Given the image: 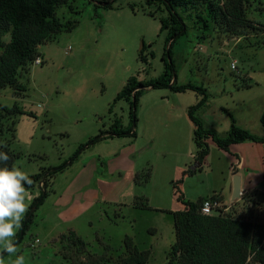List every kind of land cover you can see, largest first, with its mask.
Here are the masks:
<instances>
[{
    "label": "rangeland",
    "instance_id": "1",
    "mask_svg": "<svg viewBox=\"0 0 264 264\" xmlns=\"http://www.w3.org/2000/svg\"><path fill=\"white\" fill-rule=\"evenodd\" d=\"M102 1L69 0L73 12L67 6L60 8L58 17L63 23L77 20V26L39 47L43 64L34 63L21 73L19 81L26 88L22 96H15L12 88L0 92V117L4 115L1 106H18L23 112L7 117L3 125L16 122L11 150L20 158L15 167L29 176L63 164L80 144L108 130L114 119L128 126L130 103L122 100L114 104L117 95L132 77L139 82L159 78L164 73V57L170 62L167 32L161 31V19L168 15L164 7L149 5L146 0H116L112 9H106ZM245 6L255 30L233 34L226 32L221 22L212 23L206 30L197 19L203 13L198 7L186 14L188 36L172 48L177 84L207 89L209 101L199 117L207 128L223 136L231 129L230 115L238 126L264 136V0H245ZM3 40L9 42L10 36ZM200 98L193 91L144 92L137 109L134 140L136 152L142 153L141 172L150 168L151 180L147 185L123 189L120 203L127 207L118 209L102 203L77 222L78 235L87 242L89 254L80 257V263L103 257L102 264H120L126 256L124 238L131 236L141 250L151 251L150 264H169L176 234L168 211L182 210L172 185L183 178L186 169L195 167L193 126L187 110ZM4 140L9 142L10 136ZM209 143L210 153L202 170L187 175L180 189L185 200L192 202L223 193L229 208L234 179L231 157ZM95 145L83 154V164L97 159L100 152L105 154L106 149H96ZM70 175L59 174L53 187L56 182L58 187L64 185ZM93 187L98 188L93 183L88 189ZM26 192L22 221L41 193L39 187ZM52 195L36 211L17 252L3 258L4 264H12L17 256L24 257V264H73L64 259V253L73 256L62 240L70 230L58 222L59 211ZM137 198L147 199L150 209L134 208ZM249 198V205L238 202L229 212L248 222L264 223V188Z\"/></svg>",
    "mask_w": 264,
    "mask_h": 264
},
{
    "label": "trees",
    "instance_id": "2",
    "mask_svg": "<svg viewBox=\"0 0 264 264\" xmlns=\"http://www.w3.org/2000/svg\"><path fill=\"white\" fill-rule=\"evenodd\" d=\"M116 0H103L100 4L106 9H112ZM149 5L160 4L168 15L161 19V31L167 32L166 43H170L167 55L170 62L164 57V73L157 79L139 82L132 77L126 87L117 95L114 104L125 100L130 103V124L125 126L122 120H113L109 129L100 131V134L90 139L87 143L80 144L76 153L57 167L42 168L37 174L30 175L33 183L25 184L26 190L40 188V196L37 197L26 213V221L21 222L14 243L16 247L21 245L25 236L30 231L36 211L44 205L48 197L53 193V181L65 172L81 154L89 147L105 140L122 138H137L139 101L146 90L170 89L173 93L196 92L201 98L187 110V115L193 125V142L195 152L193 154L195 167L186 169L183 178L173 182V189L177 201L184 206V210L168 211L174 221L176 242L172 246L168 261L169 264H245L250 254L255 253L256 259L264 264V225L248 222L237 218L232 214L207 216L202 214L201 207L205 200L220 196V194L200 199L197 202L187 201L181 192L180 186L187 175H193L201 171L209 156V142L214 143L220 150L230 153L233 145L246 142L264 144V136L251 133L237 125L234 117L231 129L223 136L214 129H209L199 117L209 101L207 89L193 84L178 85L174 70L172 48L180 39L188 36L189 27L187 18L191 9L203 8V13L197 19L203 24V28L209 30L212 23H224L226 32L243 34L244 30H255V23L246 16L245 0H146ZM68 7L70 12L74 8L69 5V0H0V92L6 88H12L15 96H22L26 88L19 79L23 71H27L38 58H41L39 47L52 41L63 31L71 32L78 24L77 20L67 23L58 17V10ZM264 27V25H261ZM9 35V42L3 38ZM145 47L141 51L143 59ZM43 64V63H42ZM114 104L108 111L113 113ZM4 115L0 117V151L9 156L7 166L11 169L20 158V154L11 150V143L15 139V125L4 127L3 122L7 117L23 114L18 106L12 108L1 106ZM264 128V112L261 117ZM10 136V141L5 142L4 137ZM3 166V165H0ZM237 174V172H234ZM152 177L149 168L144 173H137L135 183L147 185ZM139 201H141L139 203ZM134 208L149 210L148 200L137 198ZM35 208L33 214L30 211ZM30 215V216H29ZM62 240L67 243L66 251L71 250L73 256L64 253V259L73 264H102L103 257L96 260L88 259L86 263H80V257L89 256L88 244L75 231L70 230L62 235ZM125 257L120 264H150L151 251L141 250L131 236L124 238ZM3 258L9 254L2 252Z\"/></svg>",
    "mask_w": 264,
    "mask_h": 264
},
{
    "label": "crops",
    "instance_id": "3",
    "mask_svg": "<svg viewBox=\"0 0 264 264\" xmlns=\"http://www.w3.org/2000/svg\"><path fill=\"white\" fill-rule=\"evenodd\" d=\"M100 147L106 149L105 154L100 152L97 159L83 164L84 152L63 172L71 173L65 184L58 187L56 182L52 187L51 198L59 211L58 222L77 234V222L100 204H111L118 209L127 207L125 203H120L122 191L135 186L136 174L144 169V165L139 164L142 153L136 152V141L133 138L101 141L95 145L96 149ZM226 154L231 157L233 177H241L242 190L255 191L264 188V144H236L231 147L230 153ZM109 178L113 180L110 181ZM93 183L97 184L98 188L88 189ZM261 183L263 188H259ZM220 195L226 204L224 194ZM233 201L232 191L230 202ZM181 209L184 210L182 204Z\"/></svg>",
    "mask_w": 264,
    "mask_h": 264
},
{
    "label": "clouds",
    "instance_id": "4",
    "mask_svg": "<svg viewBox=\"0 0 264 264\" xmlns=\"http://www.w3.org/2000/svg\"><path fill=\"white\" fill-rule=\"evenodd\" d=\"M9 156L0 151V246L2 252L9 256L17 252L14 238L21 228L23 214L26 212L25 203L27 192L25 184L33 183L29 175L21 169L7 166ZM2 252H0V264H4ZM12 264H24V257L17 256Z\"/></svg>",
    "mask_w": 264,
    "mask_h": 264
},
{
    "label": "built area",
    "instance_id": "5",
    "mask_svg": "<svg viewBox=\"0 0 264 264\" xmlns=\"http://www.w3.org/2000/svg\"><path fill=\"white\" fill-rule=\"evenodd\" d=\"M35 63L40 65L43 63V60L41 58H38ZM232 68L233 69L236 68L235 64H232ZM252 192L254 191L243 190L241 199L234 200L233 203L230 204L231 206L229 208L226 207L227 204L224 203L222 197L217 196L212 199L210 198L204 201L201 207V212L202 214L207 216L231 214L229 210L234 208L238 202L243 201L244 204L247 205L250 204L251 201L249 197ZM258 224L264 225V223H258ZM35 242H38V240H36ZM245 264H261V263L259 262L258 259H256L255 253H252L248 256Z\"/></svg>",
    "mask_w": 264,
    "mask_h": 264
},
{
    "label": "water",
    "instance_id": "6",
    "mask_svg": "<svg viewBox=\"0 0 264 264\" xmlns=\"http://www.w3.org/2000/svg\"><path fill=\"white\" fill-rule=\"evenodd\" d=\"M242 194H243V190H242L241 177L239 175H236L233 179V200L241 199ZM34 210L35 208H33L30 211V215L33 214ZM28 218L29 217L26 218V221Z\"/></svg>",
    "mask_w": 264,
    "mask_h": 264
}]
</instances>
